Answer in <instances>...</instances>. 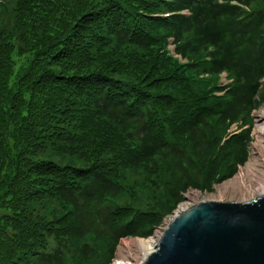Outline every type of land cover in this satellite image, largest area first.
I'll return each instance as SVG.
<instances>
[{"label":"trees","instance_id":"trees-1","mask_svg":"<svg viewBox=\"0 0 264 264\" xmlns=\"http://www.w3.org/2000/svg\"><path fill=\"white\" fill-rule=\"evenodd\" d=\"M262 103L264 0H0V264H109L244 164Z\"/></svg>","mask_w":264,"mask_h":264},{"label":"water","instance_id":"water-1","mask_svg":"<svg viewBox=\"0 0 264 264\" xmlns=\"http://www.w3.org/2000/svg\"><path fill=\"white\" fill-rule=\"evenodd\" d=\"M155 245L143 264H264V196L190 206Z\"/></svg>","mask_w":264,"mask_h":264},{"label":"rangeland","instance_id":"rangeland-1","mask_svg":"<svg viewBox=\"0 0 264 264\" xmlns=\"http://www.w3.org/2000/svg\"><path fill=\"white\" fill-rule=\"evenodd\" d=\"M172 41L170 40V44L168 45V49L171 48L172 46ZM221 77V80L224 78V75L219 76ZM222 84V83H221ZM223 85V84H222ZM264 106V103H262L261 106H259L258 109H253L249 114V118L246 120L249 123L248 124H242L245 122H239L237 124H235L232 128H230L229 130V134L231 135H238L240 134L243 130L247 129L249 126L251 132H250V141L248 143V157L246 159V161L244 162V164L240 163V164H236L235 167V172L234 174H232L231 177L227 178V179H221L220 181H218V183H213L209 188L211 189V191H200V190H189L187 193H185L182 196V200L181 202L176 205L175 207H173L174 209H172L169 212H166L163 215L162 218V222L160 225H158L155 229H153V231L147 235L145 238H137V237H126L121 239V241L118 243V245L116 246V249L114 251V257L111 259L109 264H113L116 257H117V251L119 248V245L121 244V242L123 241H127V240H147L152 238L153 241L155 240H159L161 237V234L163 233V230L166 228L167 224L174 218V216H176V214H178V212H182L184 211L186 208L190 207V205L192 206V204H199L201 202L207 201V202H212V201H216V202H242L243 200H249L248 198H241L238 195L235 196L233 193H227L224 192L223 190H220L219 187L222 186L224 183H228L229 181H231L233 178H235L236 176H238L241 168L245 167L246 164L251 160V159H256V153L258 152L260 155H263L262 158H260L262 161H264V149L260 150L259 147H257V151H254V146L257 142V135L255 134V128H256V113L259 112L261 110V108ZM233 152L235 151L234 148ZM237 154L236 157H230L232 162H236V160L238 159V157L242 154L241 152H238L237 149ZM255 153V154H254ZM255 155V157H254ZM258 158V157H257ZM257 160V159H256ZM250 175V174H249ZM138 177L134 176V175H128L127 176V180L130 179L131 183L134 184L135 179H137ZM139 179V178H138ZM140 180V179H139ZM128 182V181H127ZM129 184V182H128ZM154 186L153 185H147V186H142L138 185L135 187V195L139 198H148L151 195V192L153 190ZM135 195H133V197H135ZM189 197V198H187ZM151 204V208H155L157 211L161 210V206L162 203L156 199L155 201H145L143 202L142 206H145L146 204ZM150 208V209H151ZM1 213V212H0ZM158 241H156L155 243L157 244ZM154 245V249H155ZM136 260L132 261V264L134 262H137V264H143L147 258V256H145V258H143L142 260L140 259L139 256L135 257ZM131 261V260H129Z\"/></svg>","mask_w":264,"mask_h":264},{"label":"bare ground","instance_id":"bare-ground-1","mask_svg":"<svg viewBox=\"0 0 264 264\" xmlns=\"http://www.w3.org/2000/svg\"><path fill=\"white\" fill-rule=\"evenodd\" d=\"M256 122L255 134L257 135V142L254 146V151H257V147H259L260 150L264 149V106L256 113ZM262 156L263 155H260L257 152V160L255 158L251 159L245 167L241 168L238 176L228 183H224L219 189L227 193H233L235 196L238 195L241 198L249 199L236 203H245L263 197L264 161L260 159ZM194 205L196 204L194 203ZM156 241H153V239L150 238L147 240H127L121 242L117 251V257L113 264H132V261L136 260V256H139L142 260L145 256H148L150 252L155 250L153 247L156 244ZM133 264H137V262H134Z\"/></svg>","mask_w":264,"mask_h":264}]
</instances>
